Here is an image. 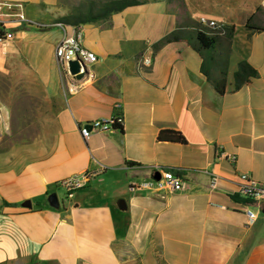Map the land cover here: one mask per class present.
<instances>
[{"label":"crops","instance_id":"0c3cea01","mask_svg":"<svg viewBox=\"0 0 264 264\" xmlns=\"http://www.w3.org/2000/svg\"><path fill=\"white\" fill-rule=\"evenodd\" d=\"M0 1L21 3L25 18L39 24L67 15L59 0ZM257 9L261 27L264 0L150 1L80 26L83 46L98 61L83 87L66 96L54 57L63 31L1 17L3 42L23 55L26 70L15 78L37 102L24 110L33 115L26 126L37 132L0 152V264H264V205L236 194L241 174L264 184V30L245 29ZM201 17L233 28L229 45L222 44L229 50L222 94L185 41L153 48ZM242 61L258 75L234 90ZM206 72L217 79L219 69L213 64ZM11 98L9 92L0 102L1 126H8ZM116 115L121 131L83 140L79 126ZM166 129L186 143L159 140ZM98 163L106 167L102 174L59 199L60 181ZM156 167L180 170L184 189L136 188ZM211 173L220 177L215 191ZM247 210L257 215L251 224Z\"/></svg>","mask_w":264,"mask_h":264},{"label":"built area","instance_id":"2783aa9c","mask_svg":"<svg viewBox=\"0 0 264 264\" xmlns=\"http://www.w3.org/2000/svg\"><path fill=\"white\" fill-rule=\"evenodd\" d=\"M4 16L10 18V21L16 23V25L31 26L39 29H48L51 27L61 29L63 35L54 49V57L61 77L62 91L65 96L72 95L77 93L83 87L84 82L90 77V66L97 63L98 58L94 53L83 46V36L79 27L74 28L65 26L58 22L48 25L32 22L25 18L21 3L0 1V43L5 40L7 35L4 25L6 22L1 19V17ZM198 25L207 29L211 35L224 34V26L215 20L201 17L198 19ZM66 28L70 29V34H66ZM72 61L79 63L86 71V76L80 80H76L69 72V63ZM142 63L148 66L151 63V60L148 57H144ZM79 73H82V68L79 70ZM119 108L120 105L116 104L115 109L118 110ZM120 116H112L108 120H95L84 126H79V133L83 140H87L93 132H109L117 130L115 124H122ZM220 156L230 162H234L235 160L234 156H226L223 153L220 154ZM105 170L106 167L98 163V168L95 171H83L60 181L58 185L64 189L66 198L69 199L72 197L74 191L83 188L90 180L96 178ZM156 175L159 177L158 179L155 178ZM208 176L209 189L215 191L220 181V177L214 173L208 174ZM184 186L185 182L182 179L180 170L156 167L153 172V177L150 180L141 182L136 188L154 192L165 191L173 193L181 192L184 189ZM236 194L252 203L260 206L264 205V184L258 183L246 174L238 176L236 182ZM246 216L250 224L257 218L256 213L249 210L246 211Z\"/></svg>","mask_w":264,"mask_h":264},{"label":"trees","instance_id":"16d2710c","mask_svg":"<svg viewBox=\"0 0 264 264\" xmlns=\"http://www.w3.org/2000/svg\"><path fill=\"white\" fill-rule=\"evenodd\" d=\"M150 1L158 0H87V2L75 7L66 16L60 18L57 22L65 26L78 28L80 26L96 23L108 19L112 14L119 13L129 7L139 6ZM170 1V0H168ZM260 9H257L245 23V29L252 32L264 30V26L257 27L255 18L259 16ZM224 34L211 35L209 31L197 25L190 30L178 29L165 35L157 41L153 48L160 49L162 46L178 41H185L200 56L201 72L219 94L224 92L227 60L229 55L228 48H224L222 44L229 45L233 35V28L224 27ZM216 65L219 69L217 79H211L206 69L212 65ZM257 72L246 62H239L236 71L233 73L234 90L240 89L243 85L249 83L250 79L257 77ZM118 115H116L117 117ZM120 116V115H119ZM122 123V115L120 116ZM117 130H122V124H115ZM161 141L176 142L185 144L183 136L173 130H161L158 134Z\"/></svg>","mask_w":264,"mask_h":264},{"label":"rangeland","instance_id":"374dc122","mask_svg":"<svg viewBox=\"0 0 264 264\" xmlns=\"http://www.w3.org/2000/svg\"><path fill=\"white\" fill-rule=\"evenodd\" d=\"M85 2H87V0H59L60 7L66 14ZM0 45H3V51L0 53V65H2L0 68V102H5L8 93L12 92V98L9 101L13 103L10 108L11 113L8 126L0 125L1 152L16 143L30 140L35 136L37 126H26L25 124V122L33 118V115L24 112V110L25 107H29L30 111L34 110L37 102L34 100L29 101L26 95L22 93L17 86L18 82L15 77L20 74V71L23 72L26 70L21 64L23 62L22 52L17 48L16 44L7 47L8 44H6V42H1ZM60 190L61 193L58 194L59 199L66 201L65 191L63 189ZM260 218H264V213H261Z\"/></svg>","mask_w":264,"mask_h":264},{"label":"water","instance_id":"95a60500","mask_svg":"<svg viewBox=\"0 0 264 264\" xmlns=\"http://www.w3.org/2000/svg\"><path fill=\"white\" fill-rule=\"evenodd\" d=\"M81 68H82V73H79V70ZM69 72H70L71 75H73L75 77L76 80H80L84 76H86L85 69L79 63L74 62V61H72V62L69 63ZM155 178L158 179L159 177L156 175ZM26 205H29V204L26 203ZM262 213H264V211H262Z\"/></svg>","mask_w":264,"mask_h":264},{"label":"bare ground","instance_id":"6f19581e","mask_svg":"<svg viewBox=\"0 0 264 264\" xmlns=\"http://www.w3.org/2000/svg\"><path fill=\"white\" fill-rule=\"evenodd\" d=\"M1 108H2V107H0V111H1ZM2 109H3V108H2ZM1 118H2V116H1V113H0V122H1Z\"/></svg>","mask_w":264,"mask_h":264}]
</instances>
